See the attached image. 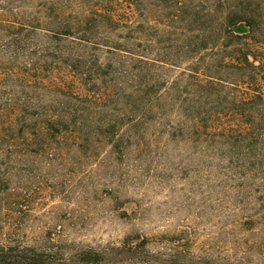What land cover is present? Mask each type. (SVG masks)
I'll list each match as a JSON object with an SVG mask.
<instances>
[{"label": "trees", "instance_id": "trees-1", "mask_svg": "<svg viewBox=\"0 0 264 264\" xmlns=\"http://www.w3.org/2000/svg\"><path fill=\"white\" fill-rule=\"evenodd\" d=\"M0 71V93H19L0 103V149L16 138L19 146L43 141L48 154L51 140L67 132L83 138L85 128L124 122L172 128L175 115L183 138L219 157L236 153L240 169L251 166L264 180V0H3ZM109 102L118 113L105 119ZM249 195L238 192L239 203ZM256 200L258 212L264 196ZM48 244L0 245V264L114 258L113 249ZM248 246L264 252V240ZM176 258L264 264L248 256Z\"/></svg>", "mask_w": 264, "mask_h": 264}, {"label": "rangeland", "instance_id": "rangeland-1", "mask_svg": "<svg viewBox=\"0 0 264 264\" xmlns=\"http://www.w3.org/2000/svg\"><path fill=\"white\" fill-rule=\"evenodd\" d=\"M18 94L0 93V103ZM109 104L105 119L118 113ZM174 116L172 128L124 122L85 128L83 138L67 132L48 154L43 141L10 139L0 149V245L113 249L112 264H182L177 254L264 263L248 246L264 240V209L256 212L264 180L240 169L236 153L219 157L183 138ZM238 192L251 201L239 203Z\"/></svg>", "mask_w": 264, "mask_h": 264}]
</instances>
